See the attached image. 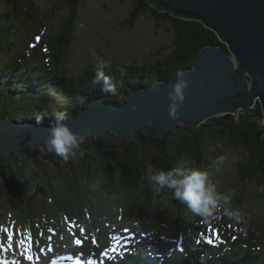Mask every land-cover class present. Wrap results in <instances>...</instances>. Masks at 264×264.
Segmentation results:
<instances>
[{"label": "trees", "instance_id": "obj_1", "mask_svg": "<svg viewBox=\"0 0 264 264\" xmlns=\"http://www.w3.org/2000/svg\"><path fill=\"white\" fill-rule=\"evenodd\" d=\"M132 1L135 3L132 16L122 26L127 24L134 27L140 16L152 17L156 27H164L167 33L169 31L173 33L174 39L169 45L158 44L161 38L156 32L153 36L154 48L149 49L148 53L135 54V56L121 55V57L113 55V62L118 63L115 67L107 65L103 60L105 58L96 55L95 59H90L87 64L74 73H69V68L62 66V61L58 56L55 59L58 63L54 70L56 77L53 81L55 82L50 80L52 76L49 77L50 79L42 78L37 81L44 87L48 86V89L53 90L56 94H69L68 91H71L77 97L79 93L88 90L92 94L101 95L103 93L101 87L97 85L93 87L92 80L97 69L102 67L103 71L111 69L118 72V77L128 79V82L133 81V78L143 77V81L135 83L131 89L129 86L127 87L132 92H137L141 90L142 86L155 80H175L176 70L190 69L195 57L206 47H219L228 52V47L217 33L201 21L187 20L169 12L159 11L152 7L147 0ZM84 4V0H0V51L2 57L9 59L14 54L18 55L21 49L26 46H19V42L23 41L25 44L27 39H32L35 33H40L45 27L51 32L48 33L50 39L55 30L59 31L58 26H63L66 40L74 34V23ZM65 46V48L61 47V51L68 50V45ZM111 48H113L112 45L109 46L105 43L104 50ZM101 50L99 49L102 53L103 50ZM49 51L50 54H55L58 49L56 50L51 45ZM12 64L17 68H22L19 62ZM10 65L9 62L4 64L3 60H0V72L8 74ZM19 88L24 90L22 86ZM29 95L30 93H21V102L26 100L27 105L14 104L12 101L9 104L8 101H3L0 95V110H19L20 107H27L21 112L23 113L28 108L33 109L35 113L40 112L37 107L39 102L34 98H29ZM87 100L90 103L93 99L88 96ZM89 103L86 102L87 105ZM263 118V108L258 103L249 112L215 117L198 128L183 127V131L180 133L169 132L164 137L153 136L152 130L145 133L143 129H139L136 141L131 144L114 145L103 140L87 143L80 149L84 157L82 159V164L85 165L84 173H81L80 170H77L74 176L59 173L60 177L68 181L67 186L56 177L57 174L52 172L51 166L56 169L54 164L57 163L56 158L51 157L52 155H48L49 157L46 158L50 165L42 170L41 162H38L33 153L25 154L26 157L23 160H19L18 157L9 159L0 156V166L8 172L13 180H19V185H21V188L15 191L3 192V198L6 203L10 204L9 210L14 211H18V207L21 208L23 205L28 210L31 197L47 196L52 200V204H49L51 212L54 211L51 207L56 205L63 211L71 213H79L82 209L89 208L97 216L106 214L114 202L121 207H128L130 217L137 215L144 220H152V223L155 224L159 222L160 227L166 228L165 231L174 234L176 230L187 232L193 226L201 228L200 223L196 222L201 217L194 215L186 205H181L176 201L168 190H158L155 185L153 186L149 180V165L154 169L172 167L209 169L210 172H215L212 174L213 180L216 183L220 181L224 187L222 192L233 194L231 207L241 209L243 221L248 230H253L251 231L252 240L257 242L256 246L260 248L259 251H247L245 246L238 247L240 248L238 249L239 254L250 259H245L244 262L238 260V264H264ZM92 147L100 148V152L104 155L115 150L120 153L113 161H99L92 158V155L98 154L95 153L98 149L88 152ZM152 150L155 153L152 156L141 154V152L149 154V151ZM232 151H241L242 154L234 160L231 156ZM220 157H223L224 160L217 171L215 162ZM27 158L38 164L41 171L38 179H34L33 172L25 174L23 167L20 166ZM63 160L65 159L62 158ZM63 164L69 169H76L74 163L68 160L63 161ZM92 165L94 168H89ZM83 177H86L88 182L85 181L84 186H81ZM119 185L122 190H128V194L126 197L116 199L113 192ZM31 188H35L34 192L30 190ZM151 190L153 194L159 195V204L154 206L155 199L150 198ZM28 191L31 195H27ZM135 195L137 199H135ZM160 202H165V210L160 209L162 208ZM105 203H107L106 209H104ZM154 207L157 210L153 211ZM143 224L149 225L147 222H143ZM232 258L234 257L224 258L223 264H234Z\"/></svg>", "mask_w": 264, "mask_h": 264}, {"label": "water", "instance_id": "obj_2", "mask_svg": "<svg viewBox=\"0 0 264 264\" xmlns=\"http://www.w3.org/2000/svg\"><path fill=\"white\" fill-rule=\"evenodd\" d=\"M147 1L159 11L201 21L217 33L228 52L206 47L195 57L185 71L191 84L177 119L168 114V94L175 81L155 83L125 104L95 102L73 118L71 128L83 142L114 133L129 144L147 124L153 136L163 137L178 123L198 128L214 117L248 112L258 103L264 113V0ZM47 127L30 119L0 120V155L44 145Z\"/></svg>", "mask_w": 264, "mask_h": 264}, {"label": "rangeland", "instance_id": "obj_3", "mask_svg": "<svg viewBox=\"0 0 264 264\" xmlns=\"http://www.w3.org/2000/svg\"><path fill=\"white\" fill-rule=\"evenodd\" d=\"M84 1L85 4L80 9L78 17L74 23L75 40L73 45L71 46V51H72L71 54L73 53L72 58L74 62L81 64L82 61L84 64H87L88 59L97 49L94 46H96V44H100V47L102 48V42L107 43V45L109 46L112 45L115 51H117L118 53L123 52L131 56H135V54L143 55L145 53H148L149 49L154 48L153 36H155L156 32L158 33V36L161 38L158 44H162V46L169 45V43H171V41L174 39V35L172 32L169 31L168 34L164 27H160V28L156 27L155 21L152 17L140 16L139 19L136 21L134 27H130L127 24L126 25L124 24V26H122V24L126 23L127 19H130L132 16L135 5L134 1L132 0H84ZM67 10L70 11V9ZM65 17H66V13H65ZM123 84L126 83L124 82ZM86 94L87 92H85V95ZM0 95H4V91H1ZM11 101L12 100H10L9 98L8 103L10 104ZM85 107H87L86 103L84 104L83 107L80 106V110L78 112H81L82 108ZM69 111L72 110L70 109ZM176 125L177 126L172 127L166 132L171 131V132L180 133V131H183V127H184L183 123H178ZM144 126L145 128L143 130L145 133L150 131V126L148 124ZM101 140L106 142L109 141L111 142V144L114 145H119L121 143L120 137L114 135L113 133L105 136ZM96 141L98 140L89 139L88 141L83 142L81 146ZM96 149L98 150L95 153L98 154H94V156L92 155V158L97 159L99 161L101 160L113 161L119 156L120 153L118 150H115V151H111L107 155L106 154L104 155L102 154V152H100V148H96V147L95 148L92 147L88 152L95 151ZM30 153H33V155H35V157L37 158L38 162H41L40 164L41 170L43 168H48V166L50 165V163L46 160V158L49 157L48 155H52L51 157L56 158L55 161L57 163L54 164L56 169H53V166H51L52 172L54 174H57L56 177H58L61 181H63L66 186L68 184V181L60 177L59 173H61V175H67V176L70 175L74 176L77 170L78 171L80 170L81 173H84L83 169H85V165L82 164V159L84 157L81 154V150H79L78 154L75 157H69L67 159L68 161L74 163V167H76V169L74 170L72 168L69 169L65 167V165L62 162V158H59L55 154L49 153L46 149L45 144L37 145L27 150L25 149L15 150L13 151L12 155H10V157L7 158L10 159V158L18 157L19 160H23V158L26 157L25 154L28 155ZM141 154L143 156H148V155L152 156L155 153L154 150H152L149 151V154L142 152ZM241 154H242L241 151L239 152L232 151L231 156L234 160H236L237 158H239ZM37 165L38 164L35 161L28 160L27 158L20 166L23 167V171L25 174H32L33 172L32 175L34 179H38V177H40L41 171L39 170ZM89 168L93 169L94 166L92 165ZM207 170L210 172L209 169ZM210 173L215 174V172L213 171ZM85 181L88 182V179L86 177H83L81 186H84ZM19 182H20L19 180L17 181L16 179L13 180V178L8 174V172H6V170L0 166V193L3 192L8 193V192H12V190L15 191L19 189L21 187V185H19ZM100 185L102 187V184ZM217 185L218 188L224 190V187L221 185L220 181L217 183ZM119 196L125 197V192L121 190V192H119ZM23 207L24 205L22 206V208ZM126 209L128 210V207H126ZM74 230L76 231L78 229L75 228Z\"/></svg>", "mask_w": 264, "mask_h": 264}, {"label": "clouds", "instance_id": "obj_4", "mask_svg": "<svg viewBox=\"0 0 264 264\" xmlns=\"http://www.w3.org/2000/svg\"><path fill=\"white\" fill-rule=\"evenodd\" d=\"M182 68L175 72V83L168 94V114L170 119L180 116L182 106L186 102V89L191 81ZM92 85L101 86L105 94L117 93V84L108 76L101 67L95 73ZM45 118H51L47 127L48 136L45 142L49 153L67 160L75 157L83 142V138L71 128L73 116L68 109H55L50 114L47 110L37 117V125H42ZM223 162V157L215 162L217 171ZM149 180L158 190L166 189L181 205L196 216L204 220L218 221L227 218L236 223H242L243 214L239 208L231 207L232 193L218 190L217 183L212 178V173L198 168L172 167L169 169H154L149 165Z\"/></svg>", "mask_w": 264, "mask_h": 264}, {"label": "snow or ice", "instance_id": "obj_5", "mask_svg": "<svg viewBox=\"0 0 264 264\" xmlns=\"http://www.w3.org/2000/svg\"><path fill=\"white\" fill-rule=\"evenodd\" d=\"M73 227H75V226L73 225ZM11 238H12V236H11V234H9V239H11ZM217 238H218V236H217ZM75 242H76V244L78 246H82V241L81 240H76ZM205 242L206 243H209V244H212L213 243V241L211 239H209V240H207ZM23 243H24V241H21V244H23ZM103 255L107 256L108 253L105 252V253H103ZM29 259H31V257H29ZM70 259H74V257L69 256V257H62L61 258V260H70ZM54 264H55V262H54ZM76 264H83V262L80 261V260H77ZM89 264H92V262H89Z\"/></svg>", "mask_w": 264, "mask_h": 264}, {"label": "bare ground", "instance_id": "obj_6", "mask_svg": "<svg viewBox=\"0 0 264 264\" xmlns=\"http://www.w3.org/2000/svg\"><path fill=\"white\" fill-rule=\"evenodd\" d=\"M144 78H145V77H144ZM155 83H162V81H160V80L156 81V80H155V81H153L152 83H149V84L146 85V86H142V88H141V90H140V93L143 92L145 88L151 87V86H153ZM174 127H175V126H174ZM246 259H249V258H246ZM249 260H250V259H249ZM249 260H248V261H249Z\"/></svg>", "mask_w": 264, "mask_h": 264}]
</instances>
